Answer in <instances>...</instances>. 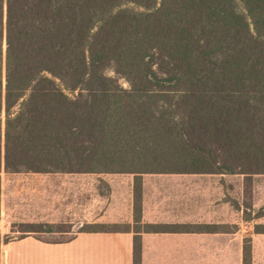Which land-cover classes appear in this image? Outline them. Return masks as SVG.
Listing matches in <instances>:
<instances>
[{"label": "trees", "instance_id": "1", "mask_svg": "<svg viewBox=\"0 0 264 264\" xmlns=\"http://www.w3.org/2000/svg\"><path fill=\"white\" fill-rule=\"evenodd\" d=\"M2 170L134 175L133 264L142 232L192 231L142 224L140 179L264 174V0H0Z\"/></svg>", "mask_w": 264, "mask_h": 264}, {"label": "crops", "instance_id": "2", "mask_svg": "<svg viewBox=\"0 0 264 264\" xmlns=\"http://www.w3.org/2000/svg\"><path fill=\"white\" fill-rule=\"evenodd\" d=\"M11 174L25 175L24 188L29 191L33 189L35 207L40 210L36 212L43 222H55L50 219V212L45 213L42 210L44 207L52 208L58 205L59 197L57 201L53 198V187L63 181L66 184L62 197L65 201L59 203L68 208H81L82 210L75 214L85 220V224H125L130 225L131 230L78 231L65 240L45 239L39 236L41 233L26 234L22 238L1 244L0 264H133L134 175L32 172ZM236 176L245 178L240 174L222 173L142 175L141 223L195 229L179 232H142L141 264H243L245 236L242 229L235 227ZM95 178L106 180L110 188V207L115 211L108 216L92 210L95 204L90 197L93 188H96ZM76 188H79L78 201L70 199L67 195V189L76 193ZM238 207L242 209L243 206ZM125 208L128 209L126 216L123 215ZM204 226H211L214 231L201 230Z\"/></svg>", "mask_w": 264, "mask_h": 264}, {"label": "rangeland", "instance_id": "3", "mask_svg": "<svg viewBox=\"0 0 264 264\" xmlns=\"http://www.w3.org/2000/svg\"><path fill=\"white\" fill-rule=\"evenodd\" d=\"M14 177V179H12ZM24 176H16L9 172H0V245L3 242L19 238L24 233L23 224L26 223H44L36 211L35 196L33 189L29 191L24 188L26 185ZM94 178V177H92ZM91 200L95 204L93 211L97 214L109 215L115 211L110 207L111 191L103 179H94ZM72 185V184H71ZM74 185V184H73ZM80 185H83L80 183ZM33 186V185H32ZM65 182L59 181L53 187L54 199H58V205L55 207H44L43 212H50V219H54L53 231L55 234L41 233L39 236L50 240H65L71 238L75 232L81 230L86 224L80 216L75 214L81 208L64 207L59 201H65L64 196ZM67 189V195L70 199L78 201L79 195ZM75 193V194H74ZM70 194H73L72 196ZM68 199V198H67ZM51 202V201H50ZM48 203V206L50 205ZM73 202V201H72ZM57 203V202H56ZM72 204V203H71ZM235 227L242 229L245 237L252 239V262L251 264H264V234L254 232V224L264 225V174H256L250 177L236 176L235 182ZM239 205H242V209ZM82 210V209H81ZM128 209L123 210L126 216ZM245 210V213H244ZM45 212V213H46ZM245 218V221H243ZM39 219V220H38ZM247 219V220H246ZM125 224H122L123 226ZM43 230H47L43 228Z\"/></svg>", "mask_w": 264, "mask_h": 264}]
</instances>
